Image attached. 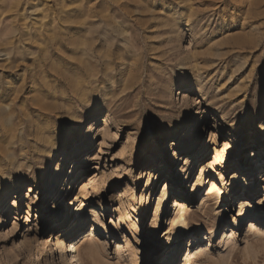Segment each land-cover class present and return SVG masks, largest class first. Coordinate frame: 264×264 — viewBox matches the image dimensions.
Returning <instances> with one entry per match:
<instances>
[{"label":"rangeland","instance_id":"obj_1","mask_svg":"<svg viewBox=\"0 0 264 264\" xmlns=\"http://www.w3.org/2000/svg\"><path fill=\"white\" fill-rule=\"evenodd\" d=\"M0 49L1 84L18 106L34 118L64 116L66 107L78 115L44 171L24 173L30 181L0 210V264H63L57 239L68 249V234L86 235L94 218L109 233L99 240L105 255L129 241L125 258L98 252L97 264H168L177 241L165 236L164 212L177 190L190 215L175 264H264V0H0ZM5 127L0 119V162L8 163L18 131ZM238 161L244 170L234 178ZM246 207L256 219L227 235ZM195 231L200 241L187 257ZM91 257L83 250L84 264Z\"/></svg>","mask_w":264,"mask_h":264},{"label":"bare ground","instance_id":"obj_2","mask_svg":"<svg viewBox=\"0 0 264 264\" xmlns=\"http://www.w3.org/2000/svg\"><path fill=\"white\" fill-rule=\"evenodd\" d=\"M0 55L5 56V55H7V52L4 51V49H0ZM7 69H8L7 65L1 64V66H0V119H1V123L6 126L4 129H5V131H7V133H8V131H12V130L18 131V132H16V133L14 132V134H12L11 141H8V142H10V146L4 152V154L8 157L7 159H9V162L8 163L0 162V163H3V165L0 164V210L3 209V211H7V209H8V206L6 205V203H7V199H9L8 198L9 195L21 193L23 191L24 184L26 182L30 181V180H28V178H30L29 176L22 178V176H24V173L26 174V172H29V174L30 173L37 174L38 172H43L45 165L47 163H49L50 159L53 156V153L58 148L59 142L61 140L67 141L68 137L70 136V130H71V128L68 127L67 123L70 122V124H71L70 127H73L74 125H76V127L78 126V124L75 123L77 121L76 118H78V115L72 116V118H70L67 114V113L71 112V107H69L70 109L67 107L64 108V112H65L64 116L59 113V114H55L54 118L53 117L52 118H43L42 115L41 116L38 115L36 118H34L33 116L30 115V112H28L24 108L18 106L17 102H16V98L15 97L12 98L10 95H8L6 92L7 90L1 84L3 81L2 75L5 74V70L7 71ZM8 100H10V102L6 103ZM81 100H82V103L87 101L84 99H81ZM67 106H69V105H67ZM78 107H80V106H78ZM5 109H6V111H5ZM195 121H196V126H195V128H196L198 120L194 116L193 117V122H194L193 124H195ZM10 124H11V126H8ZM182 128H183V124L179 123L173 129L175 132H177L179 129H182ZM217 128L219 129L220 127H217ZM201 131H202V129L200 131H198V140L201 138V135H202ZM64 133H66V134H64ZM10 136H11V134H9V137ZM25 138H27V139H25ZM156 138L157 139L161 138L162 140H165L166 134H161ZM8 139L10 140V138H8ZM255 142H256V140H255ZM78 147H79V145H78ZM141 147H142V150L146 149L144 144ZM195 147H196V144L191 147V150H189V155L195 153V151H194ZM252 154L254 155V152ZM67 157H69V155H67V153L62 154V156H61L62 159L58 165L56 179H53L51 182L52 188L50 187L49 182H48V185L45 186V193H44L45 194V197H44L45 205L49 202V198L51 197L50 194L53 191V189L57 186V183L59 182V180L61 178L63 167H64V164L66 163ZM152 157H154V162H155L157 157L154 153H152ZM4 158L6 159V157H4ZM176 158H178V155L176 156ZM77 159H79V157ZM62 161H64V162H62ZM23 166L25 167L24 169L22 168ZM237 166H238V171L235 174L234 178L238 177V173H240L242 170H244L241 162L238 161ZM249 166H250V164L246 165V167L250 168ZM74 167H77V165H74ZM153 170H154V168L151 166H150V168L147 169V171L149 172V178H148L149 180H151L153 178V176L157 173L156 172L153 174ZM203 170H205V166H202L201 174H200L201 178L203 177V174H202ZM71 175H72V171L70 173V177H71ZM180 175L182 177L184 175V172L180 173ZM187 176L188 175H186V177ZM70 179H72L74 181V177H72ZM178 179H179V177L168 178L169 184H173V183L175 184V182H173V181L178 180ZM73 181L72 182L70 181L71 185L73 184ZM216 181H218V180L216 179ZM215 183L216 182L212 181L210 194H208L209 196L208 195L205 196V202L207 201L208 197L214 195V193L216 192L214 190ZM31 185L32 184H30L28 186V187H30V189L32 188ZM220 185H223V184L220 183ZM33 187H35V186H33ZM245 188L248 189V186H245ZM222 190L224 193H227V191L229 189L226 187H223ZM123 191L124 190H121L120 194H117V196H119V197L123 196L124 195ZM176 192H177V196H176V198H174V205L172 206V208L170 210L169 209L166 210L164 208L165 209L164 213L167 217V223H169L168 224L169 228H167L165 230V232H166L165 236L168 235L169 241H173L175 239L177 241L176 246H173L172 250H168V257L166 258V263H168V264H175V254L179 249L178 244L184 236V229L183 228L187 227V225L189 223V215H190V212L185 208V206H181L182 202L179 199L182 195V191L177 190ZM252 195H253V191H250L249 196H252ZM160 201L161 202L164 201L163 198L160 197L159 202ZM209 201H211V200H209ZM95 206L98 207L99 212L105 210L104 209L105 205L103 206L99 202H97L95 204ZM28 208L29 209L31 208L30 204H28ZM109 209H110V207H108L106 210L109 211ZM3 211L1 213H3ZM178 211H179V214L176 213ZM205 212L208 213L207 210ZM256 216H257V213L253 207H246L245 211H243V209H242L241 215L238 218H235L234 220L230 221V223L232 225L230 227H228V229L225 233L227 235H229V233L231 231H233L235 228L241 227V226H242L241 228L244 229V226H245V224H247V221L250 219H252V220L256 219ZM245 217H247L246 222L244 224L243 223L239 224L238 222L243 221V219ZM4 219H6V221H8L9 216L5 217ZM52 219H54V218H51V220ZM9 223H11V222L9 221ZM63 223L64 222L59 223V227H61L60 228L61 230L63 228V226H62ZM84 223H85L84 219L80 220V226H83ZM4 224H5V222L2 225H4ZM175 225H177V230L174 229ZM251 225H253V224H250V226ZM133 226H134V224H133ZM74 229H76V228L72 227L70 229V231H73ZM217 230H218V225H216L212 231L206 230L207 238L210 237L211 233H215ZM131 231H132L131 235H134V237H135L134 230H131ZM68 235L69 236H67V237H71L70 241L68 242V246H69L68 249H67L66 245L64 244V239H62V238L57 239V240H60V243H61V248H62L61 260H62L63 264H73L74 262L76 264H84L83 250H86V249H87L88 253L92 256L91 257L92 258V264L98 263L97 259L95 258V255L98 252L104 254V256L107 260L113 261L115 259L122 260L123 258H125V255L123 252L125 249H128L127 243L129 241H127V239L122 237V240H117L119 242V244L117 245V247H118L117 254L115 256H113V258H110L109 256L105 255V251H106V247L104 246L105 243L103 244V242L101 243V241H99V240H101V238L106 239L108 237L109 233L105 230V226H103V224L101 223L99 218H94L92 231H88L86 235H76L74 237L72 236L73 234L72 235L68 234ZM89 235L91 236V239L87 238ZM138 235H139V233L136 235V237H138ZM98 236H100V238ZM25 237H26V235L24 234V238ZM113 237L120 238V236H117V235L111 236V238H113ZM155 240H156V237H155ZM199 241H200L199 232L195 231L193 233V235L188 238V244L186 246L188 248L187 257L194 251V248L197 246ZM23 242L26 243L27 250L29 251V253L32 254L34 249L31 246L30 241L24 240V241H22V243ZM122 244H124V245H122ZM67 252L70 253V256H68ZM152 252L154 253V251H152ZM207 252L208 251H205V254ZM69 258H70V260H69ZM123 263L121 262V264H123Z\"/></svg>","mask_w":264,"mask_h":264}]
</instances>
